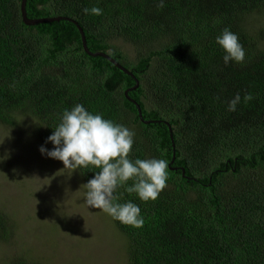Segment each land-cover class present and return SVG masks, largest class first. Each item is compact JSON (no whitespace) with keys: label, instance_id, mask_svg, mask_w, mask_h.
Listing matches in <instances>:
<instances>
[{"label":"trees","instance_id":"1","mask_svg":"<svg viewBox=\"0 0 264 264\" xmlns=\"http://www.w3.org/2000/svg\"><path fill=\"white\" fill-rule=\"evenodd\" d=\"M158 2L26 0L27 17L75 20L89 50L128 75L88 55L73 21L26 25L21 0H0V123L33 118L36 138L52 149L45 142L64 109L83 104L135 132L130 159L167 160V187L155 201L124 187L114 193L119 203L138 204L144 219L133 228L111 217L126 264H264V23L257 21L264 0H165L162 9ZM93 6L103 14L84 13ZM225 27L244 46L242 64L223 62L215 38ZM237 93L241 102L229 112ZM77 171L85 184L99 170ZM12 230L0 210V240ZM0 264L42 263L15 256Z\"/></svg>","mask_w":264,"mask_h":264},{"label":"rangeland","instance_id":"2","mask_svg":"<svg viewBox=\"0 0 264 264\" xmlns=\"http://www.w3.org/2000/svg\"><path fill=\"white\" fill-rule=\"evenodd\" d=\"M35 124L30 117L14 127L0 123V210L13 226L11 239L0 240V260L126 264V242L111 217L87 207L77 170L41 154Z\"/></svg>","mask_w":264,"mask_h":264},{"label":"clouds","instance_id":"3","mask_svg":"<svg viewBox=\"0 0 264 264\" xmlns=\"http://www.w3.org/2000/svg\"><path fill=\"white\" fill-rule=\"evenodd\" d=\"M164 5L165 0L157 3L160 9ZM84 13L99 16L103 10L93 6L85 8ZM215 41L223 49L225 65L231 62L244 63L246 51L237 33L225 27ZM241 99L237 93L228 102L227 110L235 112ZM251 99L250 93L243 97L244 102ZM53 129L45 142H51L53 148L40 146L42 155L61 161L64 166L62 169L70 170L71 174L77 169L90 167L99 170L83 184L87 207L99 209L121 224L142 228L144 219L140 206L132 201L119 203L114 193L124 187L129 194L135 193L142 202L155 201L167 187V160L130 159L135 132L124 124L89 112L83 104L64 109L60 122ZM130 180L132 184L129 186Z\"/></svg>","mask_w":264,"mask_h":264},{"label":"water","instance_id":"4","mask_svg":"<svg viewBox=\"0 0 264 264\" xmlns=\"http://www.w3.org/2000/svg\"><path fill=\"white\" fill-rule=\"evenodd\" d=\"M25 3H26V0H21L20 9H21V17H22V20H23V22L26 25H36L38 23L53 22V21H60V20H71V21H73V23L78 28V31H79V34H80V37H81V42H82L83 49L85 50V52L88 55H90V56H101V57H104V58L108 59L110 62H112L114 65H116L119 69H121L126 74L132 75V73L130 71H128L124 66H121L120 64H118L113 58H111L110 56H108L106 53H103L101 51H96V52L90 51L89 48L87 47V44H86V39H85V35H84V32H83V29L81 28V26L75 20H72V19H70V18H68L66 16H54V17H44V18H29L26 15ZM137 85L138 84L136 83L133 87H130V88H128V90L125 91L126 97L128 99H130V97L128 96V91L129 90H132L133 88H136ZM131 100L136 105V108L138 110V115L140 117V120H142L145 123H147L148 120H144L143 119L142 112H141V109H140L139 105L133 99H131ZM170 138H171L172 147H173L174 146V140H173V135L171 133V130H170ZM174 158H175V150L173 149V155H172L171 162L174 160ZM182 171H184V170L182 169Z\"/></svg>","mask_w":264,"mask_h":264}]
</instances>
